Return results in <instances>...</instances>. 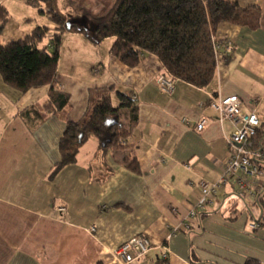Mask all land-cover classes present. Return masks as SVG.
Instances as JSON below:
<instances>
[{
  "label": "crops",
  "instance_id": "obj_1",
  "mask_svg": "<svg viewBox=\"0 0 264 264\" xmlns=\"http://www.w3.org/2000/svg\"><path fill=\"white\" fill-rule=\"evenodd\" d=\"M57 1L63 14L84 10L94 18L116 2ZM237 1L260 9L259 27H218L216 74L205 88L177 80L166 94L157 80L169 74L158 57L146 54L129 68L110 54L113 38L95 45L80 34H65L60 51L57 90L69 104L44 121L21 113L47 104L50 88L20 93L0 77V264H123L114 252L137 236L148 238L153 249L133 264H264V185L249 180L254 193L241 195L233 178L208 213L189 219L202 196L200 182H218L231 151L234 126L218 122L212 98L237 96L244 113L257 112L264 131V0ZM0 7L9 15L3 43L52 27L47 15L31 12L36 7L29 0H0ZM13 14L26 35L9 28ZM8 31L13 37L4 39ZM66 44L72 60L65 58ZM107 90L115 108L118 92L137 107L136 122L130 110L120 114V124L126 114L122 128L128 132L121 147L107 148L91 137L76 163L51 178L67 124L80 122ZM202 120L207 124L199 132ZM127 158L136 160L138 171L127 167ZM253 221L260 225L256 230Z\"/></svg>",
  "mask_w": 264,
  "mask_h": 264
},
{
  "label": "trees",
  "instance_id": "obj_2",
  "mask_svg": "<svg viewBox=\"0 0 264 264\" xmlns=\"http://www.w3.org/2000/svg\"><path fill=\"white\" fill-rule=\"evenodd\" d=\"M47 15L52 27H37L25 37L3 43V27L9 15L0 7V77L3 82L26 93L36 87H49L48 103L25 109L21 117L40 123L51 112L63 110L69 96L57 89V74L62 39L65 34H80L93 44L113 38L110 54L129 68L138 66L146 54L159 58L175 81L198 88L208 87L215 78L217 60L213 36L219 26L232 24L259 27L260 9L242 8L237 0H116L110 11L94 18L84 10L63 14L56 0H29ZM120 104L115 108L110 90L93 100L86 116L78 123L69 122L59 142L60 162L53 178L63 168L74 165L79 149L96 137L105 147H121L128 134L119 117L130 110L136 122L137 107L130 95L116 93ZM129 161V162H128ZM138 171L136 160H125Z\"/></svg>",
  "mask_w": 264,
  "mask_h": 264
},
{
  "label": "built area",
  "instance_id": "obj_3",
  "mask_svg": "<svg viewBox=\"0 0 264 264\" xmlns=\"http://www.w3.org/2000/svg\"><path fill=\"white\" fill-rule=\"evenodd\" d=\"M215 44L216 55L219 54L220 45ZM161 90L171 95L175 89V79L162 75L157 80ZM211 108L219 115L218 122L229 121L234 126V132L228 140L230 155L227 160L223 176L218 182H200L202 196L197 205L190 211L189 219H195L208 213L214 204L219 191L233 178L241 195L254 193V186L249 183L253 180L256 187L264 185V131L262 122L254 110L249 114L243 112V103L237 96L226 98H212ZM207 120H202L196 126L197 131L205 129ZM64 211V210H61ZM189 221V220H188ZM260 227L257 221L250 225L252 230ZM178 229L171 232L177 234ZM153 249L151 241L145 236H137L120 246L114 256L123 264L141 262ZM169 252L162 254V259L167 260Z\"/></svg>",
  "mask_w": 264,
  "mask_h": 264
},
{
  "label": "rangeland",
  "instance_id": "obj_4",
  "mask_svg": "<svg viewBox=\"0 0 264 264\" xmlns=\"http://www.w3.org/2000/svg\"><path fill=\"white\" fill-rule=\"evenodd\" d=\"M57 1V0H56ZM43 8H46L45 7V5L43 6L42 5V8L40 7V8H32L31 10V12H35V15L36 16H38V12H39V10L40 9H43ZM57 9H58V11H60V9H59V7H58V1H57ZM80 11V10H79ZM38 25H40V24H38ZM19 27V28H18ZM9 28H12L13 30H16L15 32H17V31H20V33L18 32V34L19 35H26V33L27 32H23V29L22 28H25V26L23 25V23H21V21L19 20V18H18V15H15V14H13V17L10 19V25H9ZM22 31V32H21ZM21 33H23V34H21ZM7 34L8 35H6V37H4V39L5 38H8V39H11V38H9V37H13V36H10L11 34H9V31L7 32ZM19 37H23V36H19ZM19 39V38H18ZM106 44L107 43H105V46H106ZM68 48V49H67ZM66 50H68V51H66ZM71 52V49H70V47H68L67 46V44L65 45V52H66V54H67V56L65 57L67 60H69V58L71 57V60L73 59V56H70V54L68 53V52ZM75 57H77L76 55H74ZM121 124H122V127H124L123 125L126 123V114L124 115V114H122V118H121Z\"/></svg>",
  "mask_w": 264,
  "mask_h": 264
}]
</instances>
